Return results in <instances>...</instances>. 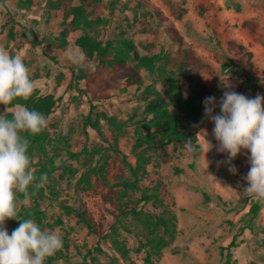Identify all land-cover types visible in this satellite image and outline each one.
<instances>
[{"label": "rangeland", "instance_id": "374dc122", "mask_svg": "<svg viewBox=\"0 0 264 264\" xmlns=\"http://www.w3.org/2000/svg\"><path fill=\"white\" fill-rule=\"evenodd\" d=\"M86 11L90 26L69 33L66 44L57 46L54 39L62 11H53L47 0H0V47L22 57L35 81L34 92L54 99L44 149L29 155L36 176L47 173L48 182L39 190L29 187L28 204L17 193L18 219L25 212L39 211L41 229L62 235V249L45 264H145L146 252H151L153 264H226L227 251L221 248L238 234L255 201L239 195L247 186L243 177L250 169L251 154L242 150L232 161L237 169L232 174L223 163L227 154L214 147L205 157L204 134H197L206 129L207 138L217 145L214 124L204 115L206 97L216 98L215 115L225 91L250 98L264 95V0H89ZM245 20L254 24L253 32L241 27ZM83 33L102 43L127 38L140 55H160L153 71L138 68L142 85L158 90L169 111L196 138L192 144L199 149L194 146L191 153L184 148L188 140L144 150L150 161L148 174L139 184L149 189L163 184L165 194L160 201L143 202L139 191L119 198L132 201L144 212L166 209L174 214V238L158 254L146 243L140 220L131 214L118 215L117 192L112 200L106 199L114 183L131 178L124 159L135 163L131 149L134 129L145 117L139 98L143 86L127 84L117 75L116 66L100 65L95 56H86L83 67L73 65L67 55L82 51L74 40ZM237 45L253 54L252 71L261 79L259 93L246 88L240 71L232 73L223 67L229 60L244 57ZM171 77L185 97H195L200 105L197 112L180 111L167 95ZM7 107L12 113L16 105ZM5 110L0 104V115ZM88 115L97 121V130L87 124ZM75 208L86 211L96 233L78 221ZM25 219L37 223L35 216ZM5 226L9 232L7 221ZM251 229L236 238L238 246L231 249L235 264H264V205ZM114 239L127 250V259Z\"/></svg>", "mask_w": 264, "mask_h": 264}, {"label": "clouds", "instance_id": "9594fccd", "mask_svg": "<svg viewBox=\"0 0 264 264\" xmlns=\"http://www.w3.org/2000/svg\"><path fill=\"white\" fill-rule=\"evenodd\" d=\"M28 39H32L30 34ZM67 59L83 67L86 55L83 51H73L68 53ZM223 83L225 88L231 89L230 84ZM34 90L35 81L22 57L0 47V104L6 106L4 114L0 115V264H45L48 257L63 247L62 235L56 230H42L33 219H18L17 193L23 194V203L28 204L29 187L39 190L48 182L47 173L39 177L34 173L32 158L28 155L30 141L22 135L41 133L48 127L47 117L20 104L9 116L7 107L17 98L28 99ZM203 105L205 117L214 124L212 135L217 141L214 146L207 138L206 129L197 134H204L205 157L214 147L217 152L226 153L223 163L229 166L230 173L236 174L232 161L242 150H248L250 169L243 177L247 186L239 195L264 205V95L250 98L234 90L225 91L219 101L220 112L215 115V97H206ZM184 148L189 153L195 151L191 140L185 142ZM206 162L208 167L209 162ZM7 220L20 221L11 234L5 226Z\"/></svg>", "mask_w": 264, "mask_h": 264}, {"label": "trees", "instance_id": "16d2710c", "mask_svg": "<svg viewBox=\"0 0 264 264\" xmlns=\"http://www.w3.org/2000/svg\"><path fill=\"white\" fill-rule=\"evenodd\" d=\"M232 2V1H231ZM89 4V0H47V6L53 11H62V21L58 25L59 34L54 39V43L57 46H64L66 44V37L69 33L77 30H84L90 26L91 20L87 17L86 7ZM180 9L177 8L176 13H179ZM242 28L248 27L252 32L254 30V24L245 20L242 22ZM178 39V37H176ZM74 43L88 56H95L98 64L104 66H116V72L120 79H123L127 84L134 85L140 88L142 85V78L138 68L144 66L150 72L154 70L156 63L161 60L160 55H140L136 51L135 45L130 39L127 38H116L114 42L107 41L102 43L100 40L91 37L87 33H83L76 37ZM238 51L244 53L243 58H239L235 61L229 60L223 64L224 68L228 69V72L235 73L240 71L244 77V83H247L248 88L252 93H259V82L261 79L257 77L252 71L253 63L251 51H245L242 45H237ZM135 61L133 65L131 61ZM174 75V73H171ZM143 86V85H142ZM168 93L169 97L175 101L177 108L182 112H197L200 108L198 103H195V97L188 95L185 97L178 87V84L171 77L168 81ZM201 91L206 92L205 88H201ZM139 98L144 102V114L145 117L141 122H138L135 127L136 139L132 145V152L135 156V163L131 164L126 159L124 162L130 171V177L123 179L111 186V193L106 196L107 200H112L115 192L118 196L115 198V203L118 209V215L131 214L134 218L140 220L144 225L146 243L150 245L153 253L158 254L160 250L165 247L169 241L174 238V214L170 213L166 209L154 211L151 213L144 212L142 209H137L135 203L129 200L120 201L119 198L124 197L128 191H139L141 192L140 199L143 202H152L161 200L160 197L165 194V187L163 184L155 185L152 188L140 187V182L144 179L148 170L146 166L149 164L150 158L144 154V150H159L164 146L172 142H180L183 140H191L192 143L196 142L195 136L189 133L180 122V118L177 115L172 114L169 111L168 104L160 94L158 90L150 85H145L139 92ZM23 105L28 107L30 110H36L42 113L44 116L52 112L54 106V99L51 95H40L38 92H33L31 97L28 99L17 98L11 102L10 105ZM11 113H9L10 116ZM10 118V117H9ZM93 129L97 130V121L92 119L90 115L85 119ZM120 126V125H116ZM145 129L146 132L142 133L141 129ZM29 139L30 146L28 149V155H33L34 151H43L44 142L47 138V131L44 129L39 134L24 133ZM198 149V145H194ZM72 154V156H78ZM44 167V166H42ZM46 170V168H43ZM260 203L254 201L249 211L247 212L245 224L242 225L238 234L234 235L230 243L226 247H222L221 250H226L225 263L235 264L232 260V248L238 246L236 238L240 235L244 229H251L254 220L257 218L261 209ZM78 221L83 223L89 231L97 232L94 222L87 215L85 210H74ZM26 217L35 216L37 224L41 221L39 211H32L31 213L25 212L23 214ZM118 217V216H117ZM120 221V220H119ZM10 225L9 234L12 230L17 228L20 224L19 220H7ZM117 250L121 253L122 257L127 259V250L123 244L118 240H113ZM151 252H146L144 255L145 264H153L150 261Z\"/></svg>", "mask_w": 264, "mask_h": 264}]
</instances>
